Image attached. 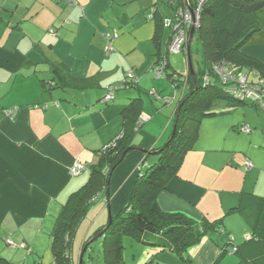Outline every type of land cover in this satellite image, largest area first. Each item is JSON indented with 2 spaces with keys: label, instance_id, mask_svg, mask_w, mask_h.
<instances>
[{
  "label": "crops",
  "instance_id": "crops-1",
  "mask_svg": "<svg viewBox=\"0 0 264 264\" xmlns=\"http://www.w3.org/2000/svg\"><path fill=\"white\" fill-rule=\"evenodd\" d=\"M75 2L71 7L55 0H0V256L20 264H54L51 235L62 205L87 182L96 153L122 133V111L137 92L119 91L112 105L103 106L105 88L134 73L143 101L149 93L171 102L160 108L143 102L138 148L113 173L109 198L102 196L86 216L97 214V230L108 222L107 211L110 216L127 204L145 151L164 145L177 114L176 95L167 91L171 84L157 74L169 37L164 49L165 30L158 32L151 19L156 0ZM255 17L261 30L243 52L264 64V8ZM114 31L119 37L107 55L105 35ZM47 62L61 63L75 80L97 84L48 89L53 76ZM14 108L15 117H7ZM252 109L257 116L245 107L229 108L226 115L203 120L179 176L158 197L163 212L222 220L221 232L183 258L129 240V264H257L249 254L264 252V117L260 108ZM77 163L86 170L72 176ZM251 237L260 243L244 260L234 248Z\"/></svg>",
  "mask_w": 264,
  "mask_h": 264
},
{
  "label": "trees",
  "instance_id": "trees-1",
  "mask_svg": "<svg viewBox=\"0 0 264 264\" xmlns=\"http://www.w3.org/2000/svg\"><path fill=\"white\" fill-rule=\"evenodd\" d=\"M55 1L62 6L76 7L77 4L75 0L74 2L72 0ZM183 1L162 0L158 3L156 0L153 19L157 23L158 32L164 30V19L167 18L163 13V5L171 10L170 13H174L184 6ZM189 1L195 8L201 0ZM263 8L264 0H206L200 13V26L194 29L191 46L188 47L187 53L182 52L186 55L188 64L186 73L181 74L173 68L168 60L167 49L164 56H159L157 64L161 65V62H165L167 66L163 76L174 88L184 89L178 103L174 129L162 147L145 151L146 159L142 161V167L137 174L127 204L117 213H111L108 222L84 241L79 264L87 263L85 257L91 248L90 241L93 238L96 240L97 237L102 239L103 264H129L125 256V238H131L148 248L169 250L183 258L189 250L199 245L205 238L213 233L221 232L222 220L211 221L206 218L199 222L183 213L163 212L159 207L158 197L168 190L171 180L179 176L186 155L194 150L198 141L199 128L203 120L226 115L230 111L229 108L257 107L255 103L239 99L231 93L230 88L223 84L220 76L215 73L214 67L232 66L238 72L248 74L250 79H264V64L243 52V48L251 37L261 30L255 14ZM115 32L111 34L108 32L105 37L113 36ZM171 34L172 29L170 36ZM195 39L203 54V63L198 69L193 65L192 55V43ZM47 65L53 76L47 85L48 89L55 87L63 90H87L97 84L94 80L80 81L71 78L69 69L61 63L47 62ZM170 68L173 70L170 71ZM117 86L120 88L114 89ZM132 89L137 92V96L130 98L122 111L121 135L96 153V162L89 169L90 175L87 182L70 194L55 220L51 235L54 264H75L74 239L81 224L102 196L106 194L109 198V186L113 173L127 155L138 148L135 138L144 123L139 124L143 100L139 80L134 73L133 77L126 75L123 81L105 88L101 102L103 106H110L119 91ZM110 91H113V99L105 103ZM150 155L153 159L147 163ZM257 201L260 202L259 199ZM235 210L241 212V206ZM259 243L258 239L251 237L243 244L236 245L234 252L244 260H248L246 253H251L252 249L256 248L255 245ZM224 251L222 250L217 262L222 258ZM249 255L251 261L257 264L262 261L261 264H264V252ZM88 259L91 262L93 256L88 255ZM0 264L20 263L0 256Z\"/></svg>",
  "mask_w": 264,
  "mask_h": 264
},
{
  "label": "built area",
  "instance_id": "built-area-1",
  "mask_svg": "<svg viewBox=\"0 0 264 264\" xmlns=\"http://www.w3.org/2000/svg\"><path fill=\"white\" fill-rule=\"evenodd\" d=\"M74 2V0H72ZM206 0H201L197 7H192L189 0H184V6L174 11L173 15L164 19V27H170L172 34L168 41L167 51L169 54H179L187 51V44L192 29H196L200 26V13L202 6ZM154 11V9H153ZM153 19V15L151 16ZM108 44L105 48V52L109 55L113 52V43L118 39V33L115 32L113 36H107ZM166 63L162 62L157 69V74L161 77L166 73ZM214 71L220 76L221 81L228 88L230 92L237 96V98L246 100L248 102L255 103L258 108L264 112V79L252 78L250 79L248 74L238 72L237 69L232 66H215ZM133 77V73L129 75ZM123 86V85H120ZM120 86L114 89H119ZM111 90V87L109 88ZM113 91H110L105 99V103L113 99ZM17 109L7 111L9 118L15 117ZM145 119H140L139 124L145 122ZM248 167H252V163L249 162ZM85 171V167L81 163H77L73 169H71L72 176H78Z\"/></svg>",
  "mask_w": 264,
  "mask_h": 264
},
{
  "label": "rangeland",
  "instance_id": "rangeland-1",
  "mask_svg": "<svg viewBox=\"0 0 264 264\" xmlns=\"http://www.w3.org/2000/svg\"><path fill=\"white\" fill-rule=\"evenodd\" d=\"M162 9H163L164 15L167 18H169L173 15L172 12L170 13L171 10L168 9L166 6L163 5ZM164 30H165V36H164V49H165V44L167 42L168 37L170 36L171 28L168 27V28H165ZM164 52L166 53L167 51H164ZM192 55H193V65L195 66L196 69H198V67L203 63V54H202L201 47H200V45L196 39L192 43ZM168 60L171 63V65L173 66V68L175 70H177L179 73L184 74L188 70V64H187L185 54H183V53H181V54H169ZM172 70L173 69L170 68V71H172ZM164 80L168 83V81L166 79H164ZM168 85H169V83H168ZM167 91H169L172 96L176 95L175 96L177 98L176 102L178 104L180 97H181V94H183V92H184V89H182V88L176 89V88L172 87L171 85H169V88L167 89ZM143 99H144V101L147 100L150 103H151V101H153L157 105L158 108L161 107V105L164 103V101L171 102V99H166V98L163 101H159V97H153L149 93H144ZM221 105H223V104H221ZM223 106H225V105H223ZM245 108L251 115L257 116L254 109L248 108V107H245ZM153 109L155 111L156 107L153 106ZM263 113H262V117H264ZM173 129H174V124L172 126L171 133H172ZM85 175H87V174H85ZM96 216H97V214H96ZM96 216L89 217V218L85 219L83 221V223L81 224V226H82L83 224L85 225L87 223V226L85 227L86 228V239L90 238L97 231V228H98L100 223H96L97 222ZM108 216H109V211H107V214H106V218H107L106 222L109 220ZM92 224H95V225H92ZM84 225H83V227H84ZM81 226H80V228H81ZM80 228H79L77 235L75 236V239H74L75 249L73 247V259H74L75 264H79L80 260H81V244H82V241L78 240L79 235H80ZM81 231H82V228H81ZM129 240L134 242V240L131 238H125V240H124V243L127 241L126 246H125V248L127 247V249H126L127 250V258H129L131 255V251L129 249L130 245L128 244ZM90 244H91V248L89 249L88 255L91 254L93 256V260L91 262H89L88 255H87L85 257V261L87 262L86 264H103L102 239H96L95 240V238H93L90 241Z\"/></svg>",
  "mask_w": 264,
  "mask_h": 264
},
{
  "label": "water",
  "instance_id": "water-1",
  "mask_svg": "<svg viewBox=\"0 0 264 264\" xmlns=\"http://www.w3.org/2000/svg\"><path fill=\"white\" fill-rule=\"evenodd\" d=\"M194 33H195V30L192 29V31H191V33H190V37H189V42H188L189 46L191 45V42H192V39H193ZM190 68H191L192 75L194 76L193 67H192V63H191V62H190ZM100 236H101V234H100ZM97 238H98V237H97ZM97 238H96V239H97ZM85 251H86V250H85Z\"/></svg>",
  "mask_w": 264,
  "mask_h": 264
},
{
  "label": "clouds",
  "instance_id": "clouds-1",
  "mask_svg": "<svg viewBox=\"0 0 264 264\" xmlns=\"http://www.w3.org/2000/svg\"><path fill=\"white\" fill-rule=\"evenodd\" d=\"M164 28H165V27H164ZM116 33H117V32H116ZM118 37H119V34H118ZM189 37H190V36H189ZM106 38H107V37H106ZM116 40H117V39H116ZM116 40H115V41H116ZM115 41H114V42H115ZM168 41H169V40H168ZM188 42H189V40H188ZM190 46H191V45H190ZM190 46H189V44H187V49H188V47H190ZM186 53H187V51H186Z\"/></svg>",
  "mask_w": 264,
  "mask_h": 264
}]
</instances>
